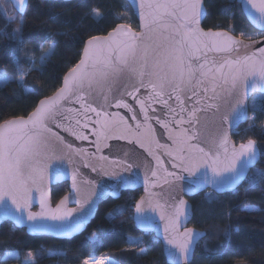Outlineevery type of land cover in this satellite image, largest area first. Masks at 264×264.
Returning <instances> with one entry per match:
<instances>
[{
	"label": "snow or ice",
	"instance_id": "obj_1",
	"mask_svg": "<svg viewBox=\"0 0 264 264\" xmlns=\"http://www.w3.org/2000/svg\"><path fill=\"white\" fill-rule=\"evenodd\" d=\"M14 2L22 16L27 11L28 0ZM247 3L259 13L252 19L261 25L264 33V0H247ZM92 12L94 17L100 16L99 8L92 9ZM0 13H3L5 25L14 22L15 17L9 16L4 8L0 7ZM137 13L142 21L139 33L130 25L119 24L108 38L91 37L79 62L68 67L59 78L60 86L52 96L40 99L27 118L0 122V222L9 220L17 227H27L29 233L54 230L68 235L85 227L94 215L96 205L92 196L99 197L97 193H89L88 197L81 198L77 185L78 167L70 173L71 198L78 209L66 207L67 195L55 209L50 206L49 180L59 181L69 174L63 163L55 161L66 160L73 164L74 157L80 156L83 166L90 167L83 159L86 150L74 147L61 132L76 140L94 136L97 153L103 141L133 137L134 143L151 157L142 178L145 186H157L161 168L165 184L183 179L176 171L163 167L162 156L170 160L173 170L179 169L189 175L203 167L205 171L201 175L205 179L190 184L184 191L195 193L202 190L204 184L211 183L213 193L206 194L209 203L217 200L215 193L235 192L248 178L249 168L258 159L256 140L249 138L237 146L230 140L227 129L249 118L245 102L250 91L259 88L264 93V45L256 46L261 44L264 36L205 31L201 27L202 19L208 15L205 0H137ZM9 35L14 43L12 63L20 79L13 80L0 67V86L15 82L25 89L26 94L38 93L39 89L26 83L28 75L38 70L35 60L25 61L31 65L27 69L20 62L19 52L24 43L22 28L13 29ZM49 38L46 35L44 42ZM43 46L44 43L38 41V47L42 49ZM55 46L53 44L48 53L40 56L42 65L50 59ZM241 49L245 50L243 54ZM142 89L144 94H140ZM127 98L139 105L143 122L137 119V110ZM260 101H264V95L250 106L253 112L264 106ZM153 105L161 106L160 114H156ZM112 107L127 109L131 116L126 118L119 112L109 111ZM150 112L154 115L150 116ZM129 119L135 122L134 127L129 124ZM152 121L167 131L170 145L161 144L156 139ZM202 130L208 132L204 139ZM153 144L163 151H153ZM98 159L106 161L108 157L100 155ZM117 163L125 170L133 167L126 160ZM208 168H211V179L207 178ZM91 171L96 172L97 168L91 166ZM104 175L109 173L104 172ZM169 177L171 180L167 179ZM136 179H141L138 173L133 177H120L117 184L109 187L117 191L118 198V190L127 188ZM249 184L250 189L260 185L264 191V172L257 170ZM34 194L39 196V212L30 210ZM171 199V204L156 205L171 209L168 217L163 213L160 215L161 220L167 219L163 229L164 240L169 246L167 258L169 264H191V254L198 238L206 234L188 227L181 232L182 224L190 218L191 206L175 196ZM144 204L143 198L134 204L132 219L138 227L153 230L158 225L144 214ZM130 206H117L107 215L115 219ZM92 238L95 239V234ZM129 240L132 247L144 245L140 238L129 237ZM41 251H49L50 255L64 254L60 249H40L37 254ZM19 254L15 248L5 250V257ZM141 254H144L143 247ZM27 255L31 257L32 253ZM23 264H35V261L27 259ZM80 264L120 262L115 258L97 259L93 254L91 258H82Z\"/></svg>",
	"mask_w": 264,
	"mask_h": 264
},
{
	"label": "trees",
	"instance_id": "obj_2",
	"mask_svg": "<svg viewBox=\"0 0 264 264\" xmlns=\"http://www.w3.org/2000/svg\"><path fill=\"white\" fill-rule=\"evenodd\" d=\"M8 4L7 0H0V7L10 11L12 7ZM205 5L208 15L202 24L204 30L230 31L237 36L241 32L258 34L246 21L240 0H205ZM95 8L100 9L99 17H94L92 9ZM2 16L0 13V67L13 80L20 79L12 63L14 43L9 34L13 29L22 28L24 43L19 52L20 62L27 69L31 65L25 61L35 60L38 70L28 75L26 83L40 91L26 94L25 89L15 82L0 86V122L25 118L40 99L52 96L60 86L59 78L68 67L79 62L84 44L91 37L104 36L119 24L130 25L133 30L138 27L124 0H28L25 15L14 14L16 22L5 25ZM46 35L50 38L44 42ZM263 35L258 34V37ZM38 41L44 43L42 49L38 47ZM53 44L56 45L54 53L42 65L40 56L48 53ZM261 96L252 97L248 122L233 135L236 144L247 142L249 138L256 140L260 151L257 166L235 192L215 194L217 200L213 203H209L206 196L213 193L210 191L187 199L193 211L190 226L206 233L192 264H264V191L260 185L250 189L249 184L257 170L264 172V106L255 112L250 107ZM259 103L264 105V101ZM67 193V184L54 187L53 205ZM140 196V191L123 192L116 201L108 199L99 206L85 232L71 240L30 237L24 230L4 223L0 226V264H19L29 257L28 252L32 253L30 258L35 264H80L82 258H91L93 254L97 259L115 258L120 264H167L161 243L154 235L142 234L134 226L133 208ZM121 205L131 206L115 219L109 218L107 214ZM129 237L142 239L144 245L132 247ZM141 247L144 254H141ZM12 248L20 252L16 259L5 257V250ZM40 249H60L64 254L50 255L49 251L37 254Z\"/></svg>",
	"mask_w": 264,
	"mask_h": 264
},
{
	"label": "water",
	"instance_id": "obj_3",
	"mask_svg": "<svg viewBox=\"0 0 264 264\" xmlns=\"http://www.w3.org/2000/svg\"><path fill=\"white\" fill-rule=\"evenodd\" d=\"M7 1L10 4V6L12 7V9L14 10V12L17 15L21 16L18 12V5L14 2V0H7ZM44 1L70 2L72 0H44ZM124 1L128 4V6L130 7L132 13L134 14V16L136 18L138 27H137V30H135V31L137 33H139L141 31L142 21L138 18L137 0H124ZM258 2H259V0H258ZM27 8H28V2H27ZM240 8H241V11H242L246 21L250 25V27L256 33L263 35L264 33L261 32V25L259 23H256L252 19V16L258 17L259 13H257L255 11V9L251 8V5L247 3V0H241L240 1ZM25 13L22 16H24ZM204 20L205 19H202V21H201V27H202ZM112 31H110V32H112ZM205 31H208V30H205ZM218 31H221V30H218ZM110 32H108L104 36H98V37L108 38ZM113 38H115V37H113ZM87 41L85 42L84 47L86 46ZM262 45H264V40L261 41V44H258L256 46L259 47ZM84 47H83V49H84ZM244 51H245L244 49H241V54H243ZM82 55H83V50H82L80 59L82 58ZM140 94H144L143 89L141 90ZM254 95H264V93H262L259 88H257L254 91H250V93L248 94V96L246 98V102H245V106L248 107V109H249L250 100L252 99V97ZM127 99H128V103L132 104L133 107L137 110V119H139V120H141V122H143L142 121V114H140L138 111L139 105L135 104V102H133L130 98H127ZM170 103H171V101H170ZM153 107H155L157 110L156 114H160V107L161 106L160 105H153ZM108 110L111 112H119L121 115L125 116L126 118L131 116V113H129L128 110L124 109V108L116 109V108L112 107V108H109ZM149 115L152 116L154 114L152 112H150ZM247 115L249 117V110H248ZM27 117H25V118H27ZM128 122H129V124H132L134 127L135 122L131 121L130 119ZM247 122H248V119L241 120L236 126L227 129L228 136H229L231 141L235 142L233 140V135L237 132V130L241 126L247 124ZM152 123H153V127L156 130L155 131L156 139L159 140L161 144H169L170 145L171 141H169L167 138V135H168L167 131L165 129H163L162 127H160L159 125H156L154 121H152ZM211 130H212V128L210 127L209 131H211ZM87 131L90 132L91 130L89 129ZM61 135H63L65 137V139L72 142L74 144V147L86 150L87 154L84 155L83 159L88 162L90 167H84L83 166V163L81 162L80 156L74 157V163L73 164H68L66 160L65 161H55L54 163H63L68 168L69 174L62 176L59 181L52 180V179L49 180L47 187H48V192H49L50 206L53 209H55V207L59 203V201L61 199H63L64 196L67 195V196H69V201L67 202L66 207L68 209H78V205H76L75 203L72 202L71 194L73 192V189L71 187L72 181L70 178L71 171L74 170V168L78 167L79 172L77 175V185L80 189L81 198L83 199L85 197H88L89 193H97L98 194L99 198H97L96 195L92 196V199L95 201V205H96L94 215L89 218V221L87 222L85 227H83L81 230H78L77 232L69 233L68 235L59 234L58 232H56L54 230L50 231V232H44V233H29V230L27 227H17L14 225L13 222H11L9 220H5L4 222H0V226L4 223H10L16 229L24 230L25 233L30 237H49V238H53L55 240H62V241L71 240V239L78 237L79 235H81L82 233L85 232L86 228L94 220V218L97 214L98 208L102 203H104L108 199H112L115 201L118 200L123 192L140 191L141 196L137 200V202H139L141 198H143L145 200V204L143 205V207L145 208L144 214L146 216L151 217L153 219L154 223L156 225H158V227L153 229V230L143 229V228L138 227L136 222L132 219L134 226L137 229V231L142 233V234L154 235V237L161 243L165 261L167 264H169L167 254H166L169 246L167 245L166 241L164 240V236H163V229H164L165 224L167 223V219L161 220L160 215H161V213H163L165 215V217H168L171 213V209L169 207H163V208L156 207V205L157 204L165 205L166 202L168 204H171V202H172L171 198H172V196H175L176 199H183L187 202L188 205L191 206V204L188 202L187 199L192 198L194 196H197V195L202 194V193L207 192V191L213 192V185L211 183L204 184L202 187V190L195 192V193H191V192L186 193L184 191V189L187 188L190 184H198V183H201V181H203L205 179V177H203L201 175V173H203L205 171V169L202 167L195 174L189 175L188 173L182 172L179 169L173 170L171 168L170 160L166 156H162V159L164 160L163 167L168 168L169 171H176L181 177H183V179L176 180L170 184H165L164 183L165 174L163 172V168H161L160 170H158V175L160 176V180H159L157 186L156 187L145 186L143 184L142 178L144 177L145 172H146L145 165L147 164L148 161L151 160V157H149L147 155V152L145 151V149L140 148L138 144L134 143L133 137H129V139H126V140L109 139L107 141H103L101 144L100 152L97 153L95 143H94V141H95L94 136L89 135V139H87V140H76L74 137L69 136L67 133L61 132ZM207 136H208V132H204V130H202V139L206 138ZM130 140H132L133 142H129ZM104 144H107L108 146L104 147ZM236 145L238 146L239 144H236ZM152 148H153V151H156V152H162L163 151V150L157 149L154 144L152 145ZM94 153L96 155H93ZM100 155L107 156L108 160H106V161L99 160L98 157ZM125 160L129 164L133 165V167L131 169L125 170L122 164L117 163L119 161H125ZM259 160H260V151L258 149V159L255 162L254 166L249 168L248 173H247V177H248L250 171L257 166ZM91 166H95L97 168V171L92 172ZM104 172H108L109 175H104ZM134 173H138L139 177L141 179H136L135 182L130 184L127 188L119 189L118 190L119 194H118V198H117V191L113 190L109 186L117 184L120 177H133ZM211 177H212L211 168H208L207 169V178L211 179ZM167 179L171 180L170 177ZM245 180L246 179H244L243 182L239 184L238 188L244 183ZM85 182H88V183H85ZM150 183H151V181L149 182V184ZM62 184L68 185V193L66 195H64L55 205H53L52 189L54 187L62 185ZM231 192L232 191H225L222 193H215V194L222 195V194L231 193ZM150 193L154 194V195H150ZM34 195H35V199L33 200V203H32L30 210L33 212H39L41 210L40 204H39V196H38V194H34ZM149 205H151V206H149ZM87 206L88 205H85V207H87ZM153 208H155V210H153ZM134 213H135V208H133V215H134ZM74 216H75V213H74ZM192 219H193V211H192V206H191L190 218L185 223L182 224L181 229H180L181 232H183L185 227L193 228L190 226ZM48 223H55V222L48 221ZM194 230L197 232H201V231H198L196 229H194ZM205 237H206V235L203 236L202 238H198V244H196L194 251L191 254V264H192V261H193V258H194V255H195V252H196L198 245L201 243V241Z\"/></svg>",
	"mask_w": 264,
	"mask_h": 264
},
{
	"label": "rangeland",
	"instance_id": "obj_4",
	"mask_svg": "<svg viewBox=\"0 0 264 264\" xmlns=\"http://www.w3.org/2000/svg\"><path fill=\"white\" fill-rule=\"evenodd\" d=\"M241 1V0H240ZM8 2V1H7ZM9 5V4H8ZM11 7V6H10ZM6 11H7V14L9 15V16H11V17H14V14H15V12L13 11V9L11 8V10L10 11H8V8L6 9V8H4ZM15 22H16V19L14 20ZM257 36H258V34H256ZM7 257H9V258H18V255L17 256H7ZM27 259H31L30 257H28V258H24L22 261H21V263H19V264H23V262L25 261V260H27Z\"/></svg>",
	"mask_w": 264,
	"mask_h": 264
}]
</instances>
